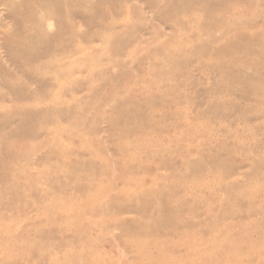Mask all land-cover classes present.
<instances>
[{
	"label": "rangeland",
	"instance_id": "1",
	"mask_svg": "<svg viewBox=\"0 0 264 264\" xmlns=\"http://www.w3.org/2000/svg\"><path fill=\"white\" fill-rule=\"evenodd\" d=\"M162 254L264 264V0H0V264Z\"/></svg>",
	"mask_w": 264,
	"mask_h": 264
},
{
	"label": "bare ground",
	"instance_id": "2",
	"mask_svg": "<svg viewBox=\"0 0 264 264\" xmlns=\"http://www.w3.org/2000/svg\"><path fill=\"white\" fill-rule=\"evenodd\" d=\"M202 18H204V16L202 17ZM207 18V17H206ZM208 19H209V17H208ZM225 21V20H224ZM223 21V22H224ZM225 24V23H224ZM224 24H222V25H224ZM204 183V182H203ZM197 184V183H196ZM201 184V183H200ZM197 185H199V184H197ZM233 195V194H232ZM93 200V199H92ZM158 220V219H157ZM144 225V224H143ZM141 229H143V227L141 228ZM144 229H146V228H144ZM147 230V229H146ZM141 231V230H140ZM139 232V231H138ZM147 232V231H146ZM145 233V232H144ZM215 234V233H214ZM148 235V234H147ZM215 238V237H214ZM5 247V246H4ZM94 258V257H93ZM169 258V257H168ZM158 260H160V262H159V264H169V262L168 261H170V260H167V256H165V255H161L160 257H158L157 258ZM89 261L91 260V259H88ZM93 261H96L95 259H92ZM172 261V260H171ZM76 263V262H75ZM91 264V263H90ZM93 264V263H92ZM95 264H97V262L95 263ZM150 264H153V262L152 263H150ZM157 264V263H156ZM172 264V263H171Z\"/></svg>",
	"mask_w": 264,
	"mask_h": 264
}]
</instances>
